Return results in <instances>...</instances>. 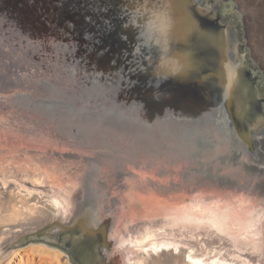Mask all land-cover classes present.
Masks as SVG:
<instances>
[{
	"label": "water",
	"instance_id": "95a60500",
	"mask_svg": "<svg viewBox=\"0 0 264 264\" xmlns=\"http://www.w3.org/2000/svg\"><path fill=\"white\" fill-rule=\"evenodd\" d=\"M224 6L215 0L205 7L195 0H0V116L15 121L36 105L38 119L43 109L57 112L46 106L50 97L11 89L18 81L54 84L72 98L61 107L71 119L57 112L47 133L25 134L11 125L10 139H0V159L25 174L2 177L0 256L42 242L72 264H129L126 247L110 242L119 235L134 264H153L148 245L161 238L178 247L192 240L207 257H228L251 236L249 217L264 211V180L250 184L236 147L250 154L243 132L264 114L263 77L248 55L242 13ZM60 14L65 24L47 30ZM86 19L98 29L94 48L81 42L70 54L62 41L48 53L49 36L68 39L60 30L74 31ZM229 22L243 58L228 71L229 97L210 103L178 75L187 73L198 49L211 57L224 52ZM20 40L32 53L21 56ZM263 168H254L262 178ZM258 220L262 232L264 218ZM144 231L152 236L135 241ZM186 236L192 239L185 242ZM257 243L264 251L262 235ZM249 248L248 261L264 264Z\"/></svg>",
	"mask_w": 264,
	"mask_h": 264
},
{
	"label": "bare ground",
	"instance_id": "6f19581e",
	"mask_svg": "<svg viewBox=\"0 0 264 264\" xmlns=\"http://www.w3.org/2000/svg\"><path fill=\"white\" fill-rule=\"evenodd\" d=\"M195 1L198 4H200L201 7L202 6L205 7L208 4L209 0H195ZM215 1L219 2L221 0H215ZM63 18L64 17L61 16L60 14L59 19L57 18L49 19L48 20L49 25H47V27L45 28H48L47 30H53V29L57 30L58 27L61 26L62 21H64V24H65V18L64 20ZM75 24H76L75 25L76 27L74 28V31L71 29H67L66 26H64L63 29L60 30V31L62 30L64 31L63 34L69 33L68 39L59 40L55 37H52V35L47 38V43L49 46L47 49L48 53L55 52L58 49L57 45L61 43L62 41H65V45L62 47L68 49V52L70 54H73V53L75 55L77 54L75 47L79 45L81 42H84L87 45L86 46L87 48L89 47H91V49L94 48V43H93L92 38L94 37L95 33L98 30L97 27L94 24H92L90 21H88L87 19L77 21ZM50 25H52V27H49ZM228 25H230L229 34H228V39H226L227 44H225L226 49L224 50V52H222V54L216 52L215 57L213 55L211 57L210 56L212 54L211 52L209 53L207 52L206 54H204L201 50L198 49L195 53L196 57L195 58L191 57L190 62H188L190 66L187 68L188 70L186 71L187 73L183 74L184 72L183 73L181 72L178 75V81L186 82L187 84L186 83L185 84L187 85L188 89L192 91L202 92V94L199 93V96L202 97L204 95L205 99L208 100L210 103L215 102V101H217L218 103L220 102L222 103L224 99H227V97H229L230 90L227 87L228 86L227 84L228 83V78H227L228 71L229 72L232 71L231 67L233 63L239 62L243 58L241 54L236 52V48H235L236 33L233 28V24L229 22ZM77 35L78 36L81 35L82 38L79 40ZM71 36H74V37L72 38ZM18 43H17L18 44L17 49H20V53H22L21 56L23 54L25 55L28 53H32L33 49L28 48L26 43H25L26 46L23 45L22 40H20ZM35 43L37 44V42ZM44 44H46V41ZM248 50H249L248 55L250 56V59H252L254 65L261 70L258 63L252 57L249 47H248ZM221 57L223 58V61H221L222 60L220 59ZM32 66L34 65L29 64V67H32ZM225 70L227 71L225 72ZM261 75L263 77L262 91L264 95V73L262 70H261ZM28 79H30V77H28ZM49 81L55 84L57 83V81L53 79H50ZM26 82L28 81H22V82L18 81L16 85H13V87H11V89L20 88L26 91H30V93L42 94V95L50 97L48 100H45L46 106H54L56 111L59 112V115L61 117H64L66 120L71 119L70 115L66 114V112L63 111L61 107L65 106L64 105L65 98H68L70 100H72V98L68 97L67 95H64L65 93L60 94V92H58L59 91L58 89L50 87V86H55L54 84L48 87H43L42 85L37 86V83H33L32 81L29 83H26ZM62 91L67 92L69 90H62ZM37 106L38 105L34 106L33 108L34 111L42 109V108H38ZM43 110L46 111L44 112L46 117L41 115L42 119L36 118L35 115H39V114H37L34 111L27 113V112H24L23 110H20L22 112H19V114H15L16 115L14 119L15 121L10 120V117H11L10 114L2 113L4 115L0 116V139H4V138L10 139L8 137V133L11 131L8 129V126H11V125L13 126L16 125V127L22 128L25 134L39 133L40 130L47 133V131H49V129L52 128L48 124L49 122L51 123L53 122L54 119L52 120V116L59 117V115L57 112L51 111L52 109L50 108L43 109ZM56 123L58 122L56 121ZM247 127H248L246 129L247 131L245 130L243 133L245 135L244 136L245 142H246V145L248 146L250 154H247L244 148L236 147V152H238L236 159L242 162V168L244 169L246 167L248 168V169L247 168L245 169V172H247L246 176L247 178L251 179L249 182L250 184H252L253 182H256L258 179L264 180V172H262L263 173V178H262L261 176H259L258 173L254 171V168H257L259 164L264 165V114L263 115L260 114L259 116L253 117L251 120V125L249 124ZM228 129L229 127L227 125L223 127L222 131L224 132V135L226 134L228 135L227 133ZM69 132L72 133L71 130ZM11 134H15V133H11ZM72 139L68 138L67 141L71 142ZM234 149L235 148L232 147V150H233L232 152H234L235 154L236 152ZM230 150L231 149H229V151ZM229 156L224 155L223 159L226 160ZM228 160L233 161L235 160V157H230L226 161ZM8 162L9 160L0 159V184H6L5 181H3L4 179L2 177L19 179L25 176V174L23 172H20L19 169L15 168L16 169L15 171V169L13 168L14 166ZM27 177L28 176L26 175V178ZM4 201H6V198L4 199ZM3 203L4 202H0V209H2L1 206ZM5 203L7 205V201ZM72 204L73 203H70L68 206H65L64 208H62L61 210L62 214L64 213L65 215L69 209H72L73 208ZM29 214L30 212L27 214V217L29 216ZM13 215H15L14 210H12L11 212V217ZM262 217L264 218V211H261V209L260 211L257 210L255 214H251V216L249 217V223L247 224V230L252 228L250 229V231L252 232L251 236L244 237L241 241L237 242L233 246L234 249L231 251V254L228 257H225V256L220 257L217 255L215 256L211 255L207 257L205 253H203L200 249H198L197 245L194 243L195 241H192V240L188 241V239L191 238L189 236H186V238H184L186 239L185 242L188 241L190 244L193 245V247H191L190 244L188 243L183 244L182 247H178L177 244L179 243L177 244L172 243L170 240H162L163 238H161L158 240L157 243L152 241L148 245L151 252L152 253L154 252L153 258L155 259L154 260L155 262H153V264H257V263L249 262L248 259L246 258L245 252H247V248L249 247L252 250L256 251V254L254 253L255 254L254 257L261 260V262L264 263V251H259L261 247L257 243V240L261 238V235H262V238H264V231L261 232L262 230L261 224H260V221L258 220V219H261ZM149 236H152L149 233V231H144L142 234H140L139 240H135V241L140 242V239L142 241L143 239L144 240L147 239ZM252 236L254 237L255 240L252 238ZM115 240L116 241L114 243L113 241H110L112 244H114L115 248L126 247L125 249L127 250V254L129 255L127 258L128 263L129 264L137 263V259H135L134 256L130 254L131 249L127 247L129 246L127 245L128 244L127 239L125 238L123 239L121 236L118 235V238H116ZM24 253L26 255L28 254L29 257L26 260L24 259V261H21V258H19L20 262H22L21 264H41V263L43 264L44 263L45 264H72L70 259L64 252H62L56 247L47 245L42 242H31L30 244H28L26 247L22 249L15 248V249L10 250L6 255L0 256V264H2L3 262H4L3 264H12L15 257L17 256L22 257L21 255H23Z\"/></svg>",
	"mask_w": 264,
	"mask_h": 264
},
{
	"label": "rangeland",
	"instance_id": "374dc122",
	"mask_svg": "<svg viewBox=\"0 0 264 264\" xmlns=\"http://www.w3.org/2000/svg\"><path fill=\"white\" fill-rule=\"evenodd\" d=\"M256 1L260 0H221L223 4H228V6H224L227 10L231 9L232 11L237 9L242 13V24L246 43L250 49L252 57L264 73V28L258 21L255 22L256 14L260 10V6L256 4ZM246 15L248 19L245 18ZM28 244L17 248L22 249ZM25 255L26 254L24 253L21 255L22 257H15L12 264H21L22 262H20L19 258H21V261H24V259L26 260L29 257L28 254Z\"/></svg>",
	"mask_w": 264,
	"mask_h": 264
},
{
	"label": "flooded vegetation",
	"instance_id": "af4514ba",
	"mask_svg": "<svg viewBox=\"0 0 264 264\" xmlns=\"http://www.w3.org/2000/svg\"><path fill=\"white\" fill-rule=\"evenodd\" d=\"M256 4L258 6H260V10L256 14L255 22L258 21L264 28V0L256 1ZM245 18L248 19L247 15ZM260 72H261V70H260Z\"/></svg>",
	"mask_w": 264,
	"mask_h": 264
}]
</instances>
